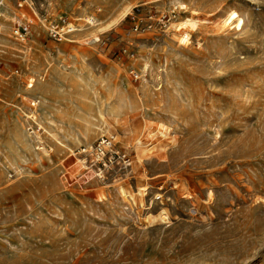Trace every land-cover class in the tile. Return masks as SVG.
I'll list each match as a JSON object with an SVG mask.
<instances>
[{"label": "rangeland", "instance_id": "374dc122", "mask_svg": "<svg viewBox=\"0 0 264 264\" xmlns=\"http://www.w3.org/2000/svg\"><path fill=\"white\" fill-rule=\"evenodd\" d=\"M20 1L0 0V264H264V0ZM137 9L173 18L136 33Z\"/></svg>", "mask_w": 264, "mask_h": 264}, {"label": "built area", "instance_id": "2783aa9c", "mask_svg": "<svg viewBox=\"0 0 264 264\" xmlns=\"http://www.w3.org/2000/svg\"><path fill=\"white\" fill-rule=\"evenodd\" d=\"M24 3L25 1L21 0L20 3L17 4V8L21 9ZM1 8L2 4H0V10ZM138 13L139 10L137 9L135 13L129 14L130 20L132 22V30L136 33L146 32L147 30L153 27L164 30L168 28V25L170 24V21L173 18L171 13H155L151 11L145 13L144 15H139ZM87 23L89 24V22ZM30 26L31 23L29 20H24V17H17L14 19L13 22L12 35L18 39L25 38L29 33ZM72 26L73 25L71 23H67L62 28L56 27L49 30L48 34L52 40L61 41L64 40V35L72 33V30L74 29L72 28ZM122 53L127 54V50L123 49ZM130 56L133 57L132 54ZM35 104H37V102L31 103L32 106H35ZM113 143L114 137L112 135L103 137L94 144V146L90 150V153L95 159L102 162L107 151L111 152Z\"/></svg>", "mask_w": 264, "mask_h": 264}]
</instances>
